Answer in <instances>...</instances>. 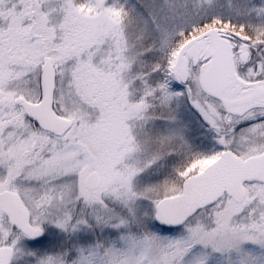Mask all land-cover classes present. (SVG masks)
<instances>
[{
    "label": "snow or ice",
    "instance_id": "snow-or-ice-1",
    "mask_svg": "<svg viewBox=\"0 0 264 264\" xmlns=\"http://www.w3.org/2000/svg\"><path fill=\"white\" fill-rule=\"evenodd\" d=\"M0 264H264V0H0Z\"/></svg>",
    "mask_w": 264,
    "mask_h": 264
}]
</instances>
